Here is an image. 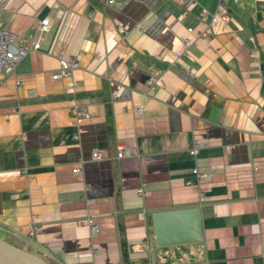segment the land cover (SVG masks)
Returning a JSON list of instances; mask_svg holds the SVG:
<instances>
[{"label":"crops","instance_id":"1","mask_svg":"<svg viewBox=\"0 0 264 264\" xmlns=\"http://www.w3.org/2000/svg\"><path fill=\"white\" fill-rule=\"evenodd\" d=\"M213 14L231 22L204 40L199 20ZM45 18L40 49L0 76V238L49 264H122L120 230L130 264H264V0H134L120 11L9 0L0 28L25 47ZM187 28L196 44L183 54ZM61 55L79 61L75 94ZM151 70L164 79L153 91ZM121 145L128 156L117 160ZM194 168L208 177L203 194ZM187 209L201 243L157 247L153 214Z\"/></svg>","mask_w":264,"mask_h":264},{"label":"built area","instance_id":"2","mask_svg":"<svg viewBox=\"0 0 264 264\" xmlns=\"http://www.w3.org/2000/svg\"><path fill=\"white\" fill-rule=\"evenodd\" d=\"M9 0H0V16L5 11L7 3ZM99 3L103 4L106 7L114 9L116 11H120L127 7L132 1L134 0H96ZM203 15H206L205 13ZM231 22V17L229 15H219L213 14L208 17V23L204 22V19L199 20L200 27H203L204 30L200 34V38L206 40L209 38L206 30H210L213 33L216 30L220 29L221 27L227 26ZM121 31L125 33L126 29L122 27L120 23H118ZM50 28V19L45 18L39 22V25L36 29V33L31 39V41L25 47H21L16 45L17 37L15 34L11 33L10 31L4 30L0 28V76L4 79L9 77L15 76V69L17 65L30 53L33 51H38L40 49V44L42 40V34L47 32ZM187 34L190 37L184 38L181 41L183 54L187 53L191 47H194L196 44V38L193 36V29L187 28ZM175 60L178 62L179 60V53H173ZM59 63V75L62 78L70 80V83L67 86L68 94H75L79 87L78 83L73 80L74 72L79 68V61L76 57L72 56H59L58 57ZM181 70L188 75L189 77H193L195 75V71L193 69H189L185 65H181ZM18 87L23 85L22 81L19 80L16 82ZM146 85L149 91H153L157 88H160L164 85L163 76L160 75L158 72L151 70L147 74V81ZM72 115L77 122L80 119H88V115L86 114H79L75 110H73ZM136 116H140L142 113L141 108L137 107L134 110ZM75 140H78V136L74 137ZM202 145L199 142H195L193 147L190 150V155L196 158L199 154ZM128 156L127 149L124 146H117L116 151V159L120 160ZM93 160H101V154L97 151L93 152L92 154ZM74 174H79L81 172L80 169H73L72 171ZM192 173L198 179V186L197 189L200 194H203L206 191L207 185H204L206 181H208V177L205 175H201L198 173L196 168L192 169ZM20 175L27 176V172L25 170L20 171ZM136 194L144 197L146 194L142 187L136 189ZM88 204V203H87ZM91 204V203H89ZM88 204V205H89ZM83 225L89 228L91 235H96L98 232V228L94 223V219L92 217H86L83 221H81ZM16 231L21 232V228H17ZM38 231L37 225H33L30 228V231L27 233L25 238V246L28 248H34V238ZM95 251L93 250V255Z\"/></svg>","mask_w":264,"mask_h":264},{"label":"water","instance_id":"3","mask_svg":"<svg viewBox=\"0 0 264 264\" xmlns=\"http://www.w3.org/2000/svg\"><path fill=\"white\" fill-rule=\"evenodd\" d=\"M157 247L199 244L201 226L195 209L154 213ZM0 264H48L45 259L0 238Z\"/></svg>","mask_w":264,"mask_h":264},{"label":"trees","instance_id":"4","mask_svg":"<svg viewBox=\"0 0 264 264\" xmlns=\"http://www.w3.org/2000/svg\"><path fill=\"white\" fill-rule=\"evenodd\" d=\"M120 251H121V263L122 264H130L129 262V257H128V249H127V244L124 238L123 231L120 230ZM9 242L10 244L14 245L17 248L23 249L22 245L15 241V240H5ZM49 264V263H48Z\"/></svg>","mask_w":264,"mask_h":264},{"label":"rangeland","instance_id":"5","mask_svg":"<svg viewBox=\"0 0 264 264\" xmlns=\"http://www.w3.org/2000/svg\"><path fill=\"white\" fill-rule=\"evenodd\" d=\"M0 237H3V238H5L6 239V237H5V235H2L1 233H0ZM2 239V238H1ZM8 240V239H7ZM31 252L32 253H35V251H33V250H31ZM36 254V253H35Z\"/></svg>","mask_w":264,"mask_h":264}]
</instances>
